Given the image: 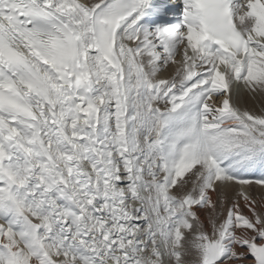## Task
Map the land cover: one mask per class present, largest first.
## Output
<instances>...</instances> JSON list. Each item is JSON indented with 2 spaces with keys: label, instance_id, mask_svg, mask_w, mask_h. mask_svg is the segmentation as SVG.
<instances>
[{
  "label": "snow or ice",
  "instance_id": "1",
  "mask_svg": "<svg viewBox=\"0 0 264 264\" xmlns=\"http://www.w3.org/2000/svg\"><path fill=\"white\" fill-rule=\"evenodd\" d=\"M244 96L264 0H0V264H264Z\"/></svg>",
  "mask_w": 264,
  "mask_h": 264
},
{
  "label": "bare ground",
  "instance_id": "2",
  "mask_svg": "<svg viewBox=\"0 0 264 264\" xmlns=\"http://www.w3.org/2000/svg\"><path fill=\"white\" fill-rule=\"evenodd\" d=\"M242 108H247L250 111L259 113L261 111H264V100L257 99V100H252L251 98L244 96L243 99L241 100V105ZM260 189L256 188L253 190V195L258 196L260 194ZM231 202V201H230ZM204 213H201V216L203 217Z\"/></svg>",
  "mask_w": 264,
  "mask_h": 264
}]
</instances>
